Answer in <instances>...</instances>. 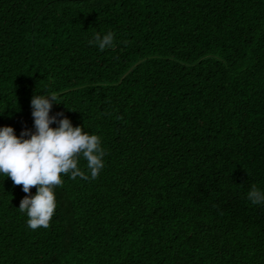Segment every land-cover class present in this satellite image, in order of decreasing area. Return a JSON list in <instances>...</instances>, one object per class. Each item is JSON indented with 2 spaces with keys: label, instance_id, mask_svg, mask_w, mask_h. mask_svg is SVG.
Here are the masks:
<instances>
[{
  "label": "trees",
  "instance_id": "16d2710c",
  "mask_svg": "<svg viewBox=\"0 0 264 264\" xmlns=\"http://www.w3.org/2000/svg\"><path fill=\"white\" fill-rule=\"evenodd\" d=\"M52 93L104 167L36 230L0 173V264H264V0H0V128Z\"/></svg>",
  "mask_w": 264,
  "mask_h": 264
},
{
  "label": "clouds",
  "instance_id": "9594fccd",
  "mask_svg": "<svg viewBox=\"0 0 264 264\" xmlns=\"http://www.w3.org/2000/svg\"><path fill=\"white\" fill-rule=\"evenodd\" d=\"M89 43L103 51L114 47V34L108 32L102 38L96 34ZM53 102L60 103L55 93L32 97L34 132L25 129L17 136L11 126L0 128V173L10 177L14 185L22 186L26 195L19 210L27 214V225L32 230L49 227L57 207L54 188L63 185L62 174L73 180H94L104 167L106 153L100 137L88 134L81 126L74 127L63 113L50 115ZM57 116L63 118L58 120ZM53 123L58 126L51 127ZM81 157L90 176L79 166ZM33 187L35 195H31ZM247 198L254 205L264 204V192L255 185Z\"/></svg>",
  "mask_w": 264,
  "mask_h": 264
}]
</instances>
